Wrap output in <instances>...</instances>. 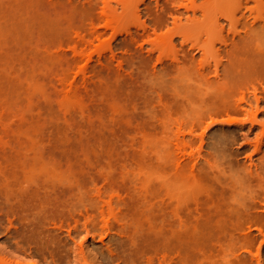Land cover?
I'll return each mask as SVG.
<instances>
[{
  "label": "rangeland",
  "instance_id": "rangeland-1",
  "mask_svg": "<svg viewBox=\"0 0 264 264\" xmlns=\"http://www.w3.org/2000/svg\"><path fill=\"white\" fill-rule=\"evenodd\" d=\"M129 1L0 0V138L11 140L15 143V151H20L23 155L22 169L25 168V177L29 176L30 166L35 162L38 183L34 186V207L30 209L25 207L26 204L28 206V200L25 198L29 199L30 191L28 188L29 190L26 189L23 193L28 187L27 183L23 182L25 178L21 176V179L16 178L18 180L10 179L8 184L4 183L5 187L1 183L0 246L3 247L10 241L18 243L16 233L29 232L28 224L23 221L27 217L23 219L22 216L31 212V209H34L32 214L36 216L42 213L43 215H39L42 218H51L54 215V221H58L50 227L58 226L60 229L59 225L61 227L62 224L64 230L61 227L63 232H60L66 235L65 228L74 225L75 216L84 214L85 209L86 213L88 211L92 215V196L96 198L101 193L105 194L106 199L119 198L118 200L129 203L127 185L135 184V181L138 186L144 182H147L146 185L150 182L153 184L156 179L163 183L167 176L171 179L166 182L171 183L172 179L176 182L177 176L172 178L174 170L171 169H177V164L187 173L195 165L201 164V135L206 133L203 143L206 149L201 151L202 155L204 152L207 156L210 153L220 161L219 152L206 147V144L208 146L217 143V138L224 132L238 131L236 125L229 126L225 122H247L248 127L251 126L249 123L252 117L249 115L230 117L225 114L223 108H219L222 110L220 111L207 107L208 110L221 115L216 119L221 124L207 128V122L201 128L197 126L200 130L197 129L193 135L189 134L205 115L206 104L213 98L211 96L217 93L216 87L218 89L220 85L212 86L207 81H216L214 71L216 72L217 66H220L219 71L222 74L224 67L229 64L226 48L233 43L234 33L239 34L240 31L242 34L243 30L244 33L245 30H250L252 39L250 37L248 42L251 49L256 53H264V7L256 9L257 5L252 2L245 5V8L249 6L248 10L243 9L240 13L238 11L239 19H236L242 20L244 24L249 21L247 23L250 25L233 31L234 22L229 24L226 14L230 17L236 7L231 5V1L227 6L213 4L214 10L219 11L220 6L223 8L218 13L214 12V15L215 19L218 17L221 21L224 33L220 31L222 28L211 33L209 30L208 33H203V28H198V31L190 33L183 25L188 24L187 19L194 18L191 0H181L180 3H177V0L176 6L173 5V0H159L158 4V0ZM205 2L207 1L195 0V8L199 11L196 18L200 20L199 23L206 22V19L202 18L201 9ZM160 3L162 5L158 6ZM106 4L109 9L105 10ZM136 4L140 5L136 7ZM132 6H135V9L140 8L138 13L134 12L139 18L130 13L134 10ZM185 6L191 8L189 13L184 12ZM88 8L91 9L87 10ZM178 9L181 13L184 12L183 15L177 13ZM171 12L173 13L170 16ZM174 14L175 18L179 16L181 20L176 26L172 23ZM247 16L249 18H246ZM157 20L162 22L158 24ZM144 27L147 28L146 31L149 29L147 34L142 33L145 29L141 31ZM180 27L184 32L189 31L193 41H183L180 36L184 32ZM130 31L134 32L131 34L139 41H131V38H128ZM136 31L138 36L135 35ZM141 34L145 36L146 41H142L144 36L141 37ZM206 60L207 63H204ZM259 71L264 79V65ZM206 89H209V92ZM240 97L237 94L236 99L239 100ZM237 100L234 99L236 102ZM245 108L249 109L248 106ZM255 111L256 109L253 110ZM154 113L158 114L154 116ZM255 114H258V120L264 123V103ZM159 118L163 122L158 121ZM261 129L258 127L253 132L250 136L252 140L261 133ZM14 149L9 145L3 147L4 152L8 154ZM216 153L219 156H216ZM259 157L254 147H247L239 153L232 172L233 181L239 179L236 182L238 189L242 187L243 178L248 172H255L256 168L253 166L258 165ZM163 170L166 173L164 176L167 175L166 179L157 178L163 175ZM174 174L176 175V172ZM18 182L23 185L19 186ZM177 183L178 181L175 184ZM6 185L10 187L6 188ZM243 185L236 196L241 202L251 197V191L246 189L245 183ZM263 208H260L261 212L264 211ZM65 220L68 222L65 223ZM93 222L94 226H102L103 221L95 218ZM5 225L12 226V229L19 228L15 229V232L10 228L16 234L12 239H9L11 231H8L9 227L7 226V230ZM101 226L98 228L101 229ZM5 229L8 232H5ZM262 231L253 232L255 244L250 248L251 254L242 262L236 259L235 254L222 251L212 264L215 261L217 264H264V228ZM105 234L98 233L96 237L88 238L89 251L95 252L97 247L104 246L101 242L105 241L106 245L109 240ZM86 238L87 235L83 233L82 237L77 238L76 246H80Z\"/></svg>",
  "mask_w": 264,
  "mask_h": 264
},
{
  "label": "bare ground",
  "instance_id": "bare-ground-1",
  "mask_svg": "<svg viewBox=\"0 0 264 264\" xmlns=\"http://www.w3.org/2000/svg\"><path fill=\"white\" fill-rule=\"evenodd\" d=\"M126 1L128 3L129 0ZM167 1L168 0H166V2ZM175 1L177 0H173L174 4L172 2L171 3L176 6ZM180 1L181 0H179V2L177 3H180ZM205 1H207L205 2L207 5H205L204 3L201 9H203L202 18H205L207 23L205 21L199 23L200 20H197L196 18L198 14L197 12L199 11H197L195 8V0H191V4L193 6L192 13L194 18L187 19L186 22H188V24L183 25V28L189 30L190 33L198 31V28H200V30L201 28H203V33H208L209 31L211 33L217 29L219 31V29L222 28L221 21L218 20L217 16V18L215 19L214 12H216L217 9H213V4H220L221 6H224L225 4V6H227L231 1V5H234V7H236L235 11L233 9V13L230 15V17L226 14L227 22H229V24H232L234 22V24H232L235 25V28H232L234 29L233 31H235V29L240 30V27L247 28L248 25H250V23H247L249 21L245 22L244 24L242 20H237L239 19L237 12L239 11L240 13L241 11H244L243 9H247L249 7L248 6L245 8V5H249V3L252 2L257 5L256 9L264 7V0ZM129 2L131 4V1ZM158 2L159 0L157 1V4ZM138 5L140 4H136L135 6L137 7ZM160 5L162 4L160 3L158 6ZM106 6L107 7H105V10L106 8L109 9V6L107 4ZM135 6H132L134 10L130 13L135 14V11L137 13L139 12L138 10L140 9V6L138 7L139 9H135ZM221 6L219 7V9H223ZM162 7L164 8V6H161V8ZM211 8L214 10L213 12ZM90 9L88 8L87 10ZM184 9V12L189 13L191 8L189 6H185ZM160 10L163 11L162 9ZM220 10L217 11V13L220 12ZM180 11L181 10L178 9L177 13L183 15L184 12L181 13ZM172 13L173 12L170 13V16ZM175 14L174 17L172 16V18H174L172 23H174L173 25L176 26L179 22L181 23V20H179V16L175 18ZM246 14L247 13H245V15ZM166 15H168V13ZM132 16H136L138 18L140 17L138 16V14ZM213 16L214 18H212ZM248 16L246 18H249ZM251 16H253V14H251ZM160 22H162V20ZM160 22H158V24H160ZM256 22L259 23V21ZM145 28L146 27L142 28L141 31H144ZM204 28L206 29V31ZM146 29L145 32L142 33H146L149 30L148 29L146 31ZM207 30L209 31L207 32ZM189 31H183L184 33L182 34V36H180L182 37L183 41H193V36L191 37ZM220 31L222 33L223 28ZM137 32L138 31H136L135 35L138 36ZM250 32V30H245L244 33L243 30L244 34H240V31L239 34L238 32L234 33L235 36H233L234 39H232L233 43L229 47L226 46L228 48L225 47L226 50L228 49L227 52H225L228 55L227 59L229 60V64L227 63L228 65L224 67L222 74L220 73V66H217L216 72L214 71L217 76L216 81H214L213 79V81H207L212 86H220L218 87V89L216 87V94L212 89L215 96L212 95V93V96L209 94L211 98H213H210L211 100L206 104L207 106L205 105V108L207 110L203 107V110H206V112L203 111L205 115L201 117L202 113L201 115L199 114L201 117L200 122L198 123L199 125L195 124V127L198 126L199 128L205 126L207 122V128L219 124L220 122H218L216 119L220 118L221 115L213 111L215 110V108H217L218 110H220L219 108H223L226 111L225 114L230 117H241L248 115L249 117H252L249 123L251 125L250 127H248L247 122H243L241 124H236L234 121H232L231 123L230 121L225 122L228 123L229 126L236 125L238 131L224 132L222 133V136L219 135V138L216 137L217 143L214 142L213 145L208 146L206 144V147L213 148L219 152L220 161H217L215 157H212V155L208 152V156L206 154L204 155V153L206 152L203 153L204 156L202 155V150L206 149L204 148L205 145L203 144L205 141V133V135L200 136L202 144L199 156L201 157L200 160H202L203 162H200L201 164L192 167L191 171L188 173L185 172V170H183V167H180V165L178 164L176 165L177 169H171L174 170L172 171V178L177 176L175 177V180L178 179V185L175 184L177 181L173 182L174 179H172V182L174 184H172V182H166L170 177L168 178L167 175V177L164 176L166 174L164 172V170L166 169L165 168L163 170V175H157V178H167V180H165L166 178H162L163 180H165V182L163 181V183L162 181H159L160 179H156L154 180V182L156 183L157 181H159V183L157 184H151V182L149 181L150 183L146 185L147 182L140 183L138 180L140 186L136 185L137 181L134 182L135 184L131 183L130 185H127L126 189L129 192L130 197L129 203H127L126 201H122L121 199L118 200L119 198L115 199L113 197H109V199H106L104 198L105 194L101 193H99L96 198H92L93 196L91 195L92 200H90V202L91 205L92 203H94V206L93 210H90L92 206L88 210L93 211L92 215L89 214L88 211L86 213L87 209H85L86 214L84 213L79 216L74 215V225H70L71 227L68 225L69 228L65 226L69 229L68 230L67 228H65L67 231L66 235L60 232L63 228L62 224V228L59 225L60 229H58V226H55L58 230L53 226H51L53 228L50 227L52 223L55 222L56 225L58 221H54V215L51 217L52 219L49 218L50 216L48 217V215L50 214L46 215L48 218H42L40 217L41 215H43L42 213L37 214L36 216L32 214L34 209H31L32 211H29V213H31L32 215L26 213L28 216L26 214L23 215L24 217L22 216L23 219L27 217L26 220L23 221H26L25 223L28 224L27 230H29V232L23 231V233L21 232L22 234H20V232L18 231L19 233H16L18 234L16 235L15 233H13L16 228L12 229V226L5 225L6 229L9 227V230H7L11 231L9 232V234H11L9 239H12L15 234L17 236L15 238H19V242L15 243L13 241L12 243L10 241L3 247L0 246V264H212V261L216 259L222 251H229L232 254H235L236 259L240 260V262H242L248 254H251L250 248L253 247L256 241V238L253 236V232L259 231L262 233V230L264 228V211L261 212L260 209L264 207V123L260 122L258 120L260 116L258 114H255L258 113L261 104L264 103V84H262L264 79L261 76L263 75L261 74L262 72H260L261 70L259 71V69L263 68L264 65V53H261L260 51L259 53H256V51L253 52L254 50L251 49L250 42H248L250 41L251 37ZM131 33L134 32L130 31V33L128 34L130 37L128 38H131V41H139V39L136 40V36L133 37V34ZM150 33L148 35H150ZM148 35H146V37ZM143 36L144 35L141 34V37ZM143 39L142 41H146L145 36L143 37ZM195 41L200 40L195 39ZM223 41L225 44V40ZM206 53L207 55H209L208 51ZM215 53L216 55L218 54L217 51ZM204 63H207V60L204 61ZM200 78L202 79L203 76ZM208 80H211V78H208ZM207 82H205L206 87ZM208 90L206 89V91ZM237 94L241 96L239 100H237L238 98L236 99ZM234 99L237 100V102L234 101ZM204 102L206 101L204 100ZM246 106H248L249 109L245 108ZM207 107L212 108L213 110H208ZM255 109L256 111L253 112V110ZM163 111L161 115L163 114ZM201 111L202 110L200 109V112ZM155 114L158 113H154V116ZM223 115L224 114H222V116ZM160 120L161 118H159L158 121ZM209 121L211 122V124H209ZM161 122H163V120H161ZM165 123L166 122L164 121L163 124ZM165 126L163 125V127ZM182 127L184 126L182 125ZM195 127L191 130L189 129L190 135H193L195 131L199 129L198 127ZM258 127H261L262 131L255 137V139L252 140L250 136L255 130L258 129ZM178 132L181 133L180 131ZM184 136H186V134ZM180 140L181 139H179V141ZM179 141L178 144L181 143V141ZM14 144L11 142V140L6 139V137L0 138V185L4 184L5 182H7L8 184V181L10 179L11 181L13 179L18 180L16 178H20L21 176V178H25L23 182L27 183L28 187H21L25 188L23 193L26 192V189L30 188V191H28L29 189L27 190L29 199L25 198L27 196L24 197L26 201L28 200V206L26 204L25 207L30 209L34 207V199H36L35 187L36 184H38L36 183V164H34L35 162H32L30 166L31 173L27 172L28 174H30L29 176L27 174L28 177H25L26 175L23 174V170H25V168L22 169L24 157L19 153L20 151H15L17 149H14ZM7 145L13 147L14 152L12 151L10 154L4 152L3 147ZM247 147H254L255 153L259 154L260 157L258 159V165L253 166L254 168H256L255 172H251V170L250 172H248V175L243 178L245 185H247L246 189L248 188L251 191V197L249 198V200L241 202L237 199L236 196L239 193V189L244 187V183L242 181V187L240 186V188L238 189V185L236 182H238L237 180L239 179L234 182L232 179V172L236 163L235 161L239 158V153L242 150L247 149ZM1 152L3 154H1ZM217 154L218 153H216V156H219ZM160 160L161 159H159L158 162H160ZM159 167H157V170ZM253 167L252 169H254ZM175 172L176 175L174 174ZM11 183L12 182H10V184ZM18 184L20 186L22 182H18ZM6 186V188L10 187L8 185ZM29 186H31L32 188ZM27 208H25V210ZM95 218L102 219V226L97 223L98 226L102 227L101 229H99L100 227L98 228V226H94L93 221ZM66 221L68 222V220H65V223ZM10 228L13 231L10 230ZM6 229L5 232H8L6 231ZM66 231L64 233H66ZM83 233L87 235V238L82 242L80 246H76L75 243L77 238H80V236L82 237ZM96 233H106L109 241L106 243V245L104 244L105 241L101 242L104 246L100 248L97 247L98 250L96 249L95 252H91L89 251L90 246L88 238L93 236L96 237ZM6 245L8 246L5 247ZM214 264H217V262L215 261Z\"/></svg>",
  "mask_w": 264,
  "mask_h": 264
}]
</instances>
